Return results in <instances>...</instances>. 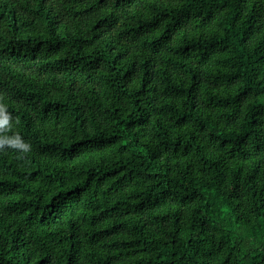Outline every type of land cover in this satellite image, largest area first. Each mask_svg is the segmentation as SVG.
<instances>
[{
  "label": "trees",
  "instance_id": "16d2710c",
  "mask_svg": "<svg viewBox=\"0 0 264 264\" xmlns=\"http://www.w3.org/2000/svg\"><path fill=\"white\" fill-rule=\"evenodd\" d=\"M0 264H264V0H0Z\"/></svg>",
  "mask_w": 264,
  "mask_h": 264
},
{
  "label": "clouds",
  "instance_id": "9594fccd",
  "mask_svg": "<svg viewBox=\"0 0 264 264\" xmlns=\"http://www.w3.org/2000/svg\"><path fill=\"white\" fill-rule=\"evenodd\" d=\"M10 146H15V145H10ZM20 146H21L25 151L29 150V148H30L29 145L21 144Z\"/></svg>",
  "mask_w": 264,
  "mask_h": 264
}]
</instances>
